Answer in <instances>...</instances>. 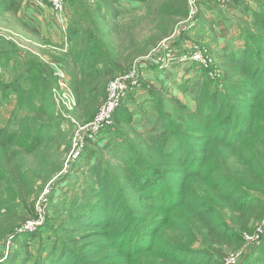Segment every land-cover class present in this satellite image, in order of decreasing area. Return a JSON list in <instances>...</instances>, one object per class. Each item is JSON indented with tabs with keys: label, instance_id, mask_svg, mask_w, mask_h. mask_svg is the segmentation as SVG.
<instances>
[{
	"label": "trees",
	"instance_id": "trees-1",
	"mask_svg": "<svg viewBox=\"0 0 264 264\" xmlns=\"http://www.w3.org/2000/svg\"><path fill=\"white\" fill-rule=\"evenodd\" d=\"M162 1L144 15L152 23L142 43L122 25L140 8L136 3L130 9L107 0L71 6L74 18L89 22L83 26L71 16L66 51L53 60L69 77L77 122H90L109 82L149 57L187 17L186 0ZM212 6L228 13L238 7L234 21L244 41L239 52L216 54L222 71L218 81L205 73L186 79L185 72L175 89L193 101L189 107L174 90L167 91L169 77L159 87L141 80L147 119L142 129L132 125L127 97L105 129L122 132L126 155L108 154L117 163L112 167L105 157L95 156L86 170L94 188L74 201L60 196L50 206L49 230L24 234L16 229L23 216L19 211L35 214L30 202L34 182L25 162L38 153L39 165L49 164L47 151L66 137L55 114L49 65L26 52L21 58L16 54L24 78L0 82V88L15 94L23 112L0 126V264H224L226 254L238 255L245 243L250 245L236 264H264V230L260 237L255 232L264 219V0L204 8ZM20 7L18 0H0V17L16 16ZM181 47L188 51L187 45ZM149 64L140 65L139 79ZM115 145L107 143L106 149ZM44 232L53 234L48 242L32 246ZM9 236L12 250L6 252Z\"/></svg>",
	"mask_w": 264,
	"mask_h": 264
},
{
	"label": "rangeland",
	"instance_id": "rangeland-1",
	"mask_svg": "<svg viewBox=\"0 0 264 264\" xmlns=\"http://www.w3.org/2000/svg\"><path fill=\"white\" fill-rule=\"evenodd\" d=\"M83 0H65V8L62 13V15L68 14V19H71V16L73 20L80 21L83 26H86L89 22L88 18L81 21L79 19L74 18L73 16H77L75 13V9L71 11V6H74V8L79 7H86L88 4L83 3ZM89 2H92V0H87ZM162 0H148L146 4H140L138 1L135 0L134 4L126 6L127 9H130L131 6H139L140 8H137V12H135L134 17L127 16L124 19V22L122 23L124 28H129L132 35L135 36V39L139 42H145L146 38L149 35V29L151 26V18H146L147 16H144L146 11L150 9V11L154 10L157 5H159ZM236 4V1L234 2ZM205 5H202L200 7V10L198 14V17L193 25L186 26L184 32L180 33L179 36L175 37L172 42H170V46L172 45L175 40H179V43L177 44V47H172V51L167 52L165 49L168 48V44L163 43L159 48L164 47V49L158 50L156 47L152 50L149 57L140 58L138 59L136 66L138 65V62L148 64L144 69L140 70V73H142V77L140 79H135L134 84L131 87L130 93L128 96H126L125 105L130 110L132 116H133V127L137 128L139 127V131L142 129V126L144 123H146V118L143 117V108L141 106L142 103V97L144 96V93L142 91V83L143 82H150V84L159 87L163 83V77H169V81L167 82V91L171 94L173 93V90L175 91L174 94L183 102L187 104V106L191 107L193 106V101L190 100L189 97L184 96L183 94L179 93L175 89V84L180 83L183 79V76L185 77L184 73L189 72L188 75H186V79L189 78H195L199 76L201 73H205L206 76L209 79H212L214 82L218 81L221 74V69L219 68V61L216 57V54L224 49H228V52H239L241 49L242 44H244V41L240 38V32L239 28L236 24V18L238 17L240 12L238 7L234 10H231L229 13L225 11V9H221V11L216 6H212L208 8L209 10H205ZM67 7V9H66ZM255 9V7H253ZM235 20V21H234ZM4 28V27H3ZM2 29V28H0ZM13 29V28H10ZM16 36H12L10 40H4L3 37L0 38V40H4L5 43L9 47V43H11L14 47H16V44L21 43L18 42L17 38H20L24 40L27 39V33L23 31L16 30ZM17 39V40H16ZM166 44V45H165ZM11 45V46H12ZM160 45V44H159ZM186 47L188 51L186 52V48H183L181 46ZM176 46V44H175ZM13 47V48H14ZM66 45L63 48V52L66 51ZM38 50H30L26 51V54L31 55H40V58L42 57L45 64H49L50 62H54V60L50 61L49 56H52V49L50 47H42L37 46L34 47ZM11 49V48H10ZM45 50L47 57H45L42 54V51ZM165 50V51H164ZM199 50L204 52L207 51L208 56L210 57L212 63L211 67L209 69H205L204 67L198 65L197 63L190 61L188 59L189 55L190 58L195 54H199ZM156 51V56L154 57L153 53ZM176 51V52H174ZM21 56H24L25 54H21L19 51H17ZM175 54V56H174ZM169 55V57H167ZM154 57V58H153ZM133 64V65H134ZM131 64V66H133ZM156 68H151L153 66H158ZM130 68V67H129ZM139 69V67H138ZM128 70V69H127ZM127 70L124 72L126 73ZM124 73H121L119 75H122ZM127 74V73H126ZM117 75V76H119ZM158 77V78H156ZM156 79V81H154ZM141 80L143 82H141ZM170 85V86H169ZM107 91V89H106ZM52 94V92H51ZM54 94H52V99L55 106V114L58 115L57 119L61 121V129L64 131L66 140L60 141L57 140L54 142L53 148L49 151H47L49 164L42 163V165H39V158L41 154H36L34 156H30L28 160L25 162L26 167L25 170L27 172L28 176H31L34 182V194L30 198V202L34 203V216L30 217V213H28L27 208H22L19 212H21L22 221L26 220L18 225L16 228L18 231L21 230L18 234H24V233H33V232H40L41 230H49L45 229L46 224H49L48 216L51 213L50 206L51 204H57L61 198L60 196L66 197L68 201H74L76 198L74 197H81V192H86L89 190H92L94 188L95 181L91 174L86 171L88 168H90V164L93 163V160L95 156H102L105 157V162L110 164V167L117 166V163L110 160L108 158V154H122L126 155V152L128 149H125L127 147L126 144L123 143V140L121 139L122 132L118 129L114 131L113 129L111 132H106V130L101 131L99 136L97 137V143H90V141H87L86 144V152L87 155L82 156L78 161H76L73 166L69 169L64 168L63 164V158L65 154L70 150L71 145V139L75 131V124L73 120L75 121L74 113L71 112L70 118H67L66 114H63L62 116V110L59 109L58 106H56L54 101ZM3 96L0 97V103L1 109H0V124L5 125V123L10 120H13L14 118L20 116V108L17 107L14 102H11L9 98L4 99L3 102ZM13 103V104H12ZM8 109H11L10 111ZM8 111L10 112L9 117ZM136 113H142L136 115ZM17 115V116H14ZM77 122V121H75ZM79 123V122H77ZM80 124V123H79ZM0 125V126H1ZM130 134V132H128ZM130 138H133V136L129 135ZM133 142H135V139L133 138ZM107 143H112V145H116L112 148L106 149ZM119 145V146H118ZM121 147L124 148V150L118 151ZM58 148V149H56ZM85 152V153H86ZM93 159L91 160V158ZM89 160H91L89 162ZM42 161V160H41ZM31 171H28V170ZM34 172V174H33ZM63 185V186H62ZM66 185V186H65ZM62 186V187H61ZM1 191V187H0ZM65 192V193H63ZM67 192V193H66ZM2 192H0L1 194ZM83 194V193H82ZM36 204L40 212L39 216V222H37L38 219V212L36 210ZM27 212V215L25 214ZM29 217V218H28ZM28 218V219H27ZM30 222L32 226L25 228L26 224ZM60 224L59 219H57V225ZM264 219H262L261 222H259V226L255 227V232L260 237V234L263 232L264 229ZM25 228V229H24ZM50 235H53L51 233H43L39 236L38 239H34L31 241V245L36 247L41 240V242L47 243ZM258 239V237H257ZM257 239L255 241H257ZM8 242L5 243V250L7 252L8 249L12 248V244H10V247H7ZM247 245L250 244H244V246L235 254H238V256L241 255V253L246 250ZM12 250V249H11ZM230 255L229 253L226 254L225 258ZM224 258V259H225ZM239 258V257H238ZM223 259V260H224Z\"/></svg>",
	"mask_w": 264,
	"mask_h": 264
},
{
	"label": "built area",
	"instance_id": "built-area-1",
	"mask_svg": "<svg viewBox=\"0 0 264 264\" xmlns=\"http://www.w3.org/2000/svg\"><path fill=\"white\" fill-rule=\"evenodd\" d=\"M45 1L51 5L54 11L59 14L63 13L66 5L65 0ZM230 1L231 0H186V7L188 12L187 17L176 24L170 36L167 39L163 40L160 45L157 46V49H164L165 46L162 48H159V46H161L163 43H166L168 45H165L168 46V48H166L165 50L167 52L172 51V47L169 45L170 42H172L175 37L179 36L180 33L184 32L186 26H191L194 24L202 5L214 4L224 7L229 4ZM12 36L16 35L12 34L10 31L0 29V38L3 37L4 40H10ZM198 52L199 54H195L192 59L190 58V54L188 59L204 67L205 69H209V67H211L212 61L208 56L207 51L205 50L204 52H202L201 50H199ZM153 53H155L156 55V51H154ZM167 57H169V55H167ZM137 61L138 60H136L135 62ZM141 64L142 63L139 61L137 66L136 64H134L130 67V69L126 72L127 74L124 73L122 75H119L109 82V84L107 85L106 98L98 109L96 115L90 122L86 124H79L75 122L76 120H73L75 124V131L71 139L70 150L65 154L63 158L65 169L71 168L73 164L82 157L87 144V140H93L94 138H97L101 131L112 126L113 115L115 111L121 104L122 100L130 92L135 79L139 78L138 67H140ZM48 65L52 71L53 78L55 79V86L52 88V94H54L53 97L55 104L59 107V109L62 110V116L63 114H66L67 118H70V114L74 111L76 104L74 95L72 94L70 88L69 77L60 64L56 62H50ZM36 210L38 212L37 222H39L40 212L37 204ZM30 226H32V224L28 222L25 228H28ZM17 232L19 233L21 232V230H17ZM11 239L12 236H9L7 247H9ZM246 239L251 240V238L249 237H246ZM237 259L238 255L231 254L227 258H225L224 264H236Z\"/></svg>",
	"mask_w": 264,
	"mask_h": 264
},
{
	"label": "crops",
	"instance_id": "crops-1",
	"mask_svg": "<svg viewBox=\"0 0 264 264\" xmlns=\"http://www.w3.org/2000/svg\"><path fill=\"white\" fill-rule=\"evenodd\" d=\"M18 1L20 2L21 7L16 16H13L11 13H6L0 17V28L15 34H18V32L16 33V30H24L27 33L25 44L24 40L21 39V36L20 38H17L18 42L21 43L16 44L15 48L11 45H9L11 49L8 48L5 41L0 40V82H4L5 84L15 79L18 75H21L22 78H24L22 61L17 62L18 58L16 54H19L17 51L21 54L30 50L38 52L34 47L47 46L52 49V53L55 52L52 56H49L50 61H52L54 57L60 56L63 52L64 46H67L68 14L62 15L57 13L45 0ZM107 1H113L116 5L125 8L135 2V0ZM46 53L48 52L45 50L42 51V54L45 57H47V55H45ZM33 56L38 57L42 62H46L42 57L40 58V55L34 54ZM18 57L21 58L22 56L19 55ZM17 66L19 69H17ZM3 95H7L11 102H14L16 97L11 91L0 88V97ZM1 102H3V100ZM1 105L2 103H0V109L2 108ZM8 110L10 111L11 109ZM9 111L7 117L11 116ZM20 114H23V112L21 111Z\"/></svg>",
	"mask_w": 264,
	"mask_h": 264
}]
</instances>
